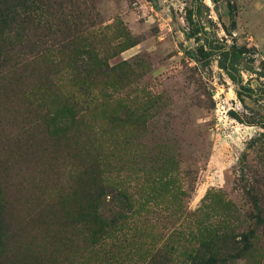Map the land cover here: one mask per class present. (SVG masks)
I'll return each mask as SVG.
<instances>
[{
    "label": "rangeland",
    "instance_id": "obj_1",
    "mask_svg": "<svg viewBox=\"0 0 264 264\" xmlns=\"http://www.w3.org/2000/svg\"><path fill=\"white\" fill-rule=\"evenodd\" d=\"M201 1L0 0V264H180L192 236L227 253L200 262L264 264V96L206 46L246 47L264 83V0ZM46 78L79 101L77 152L38 126ZM86 158L146 203L103 236L65 215Z\"/></svg>",
    "mask_w": 264,
    "mask_h": 264
},
{
    "label": "trees",
    "instance_id": "obj_2",
    "mask_svg": "<svg viewBox=\"0 0 264 264\" xmlns=\"http://www.w3.org/2000/svg\"><path fill=\"white\" fill-rule=\"evenodd\" d=\"M196 8V13H199L202 1L192 0ZM216 2L217 0H213ZM191 20V15H190ZM205 32V31H204ZM209 50H216L219 59L218 65L222 68L228 77L238 86L236 89L237 95L242 98V95H257L264 96V83L255 80L256 87L247 85L243 82L241 76L240 64L245 58L246 47H239L235 44H217L213 45L212 42L206 43ZM64 51H71L74 54V45L71 42L62 44ZM47 68L49 66H46ZM51 69L47 71V75L50 76ZM46 75V76H47ZM47 83L41 89L47 88L42 98L36 101L35 110L39 112V119L41 123L38 126L43 129L44 137L49 136L54 142L58 144L60 148H66L77 152V144L79 137L78 127L81 125L79 122L74 121L76 129L69 130L66 127L70 124V120L74 117V109L79 107V101L73 98H66L62 92H57V88L52 84L50 79H47ZM46 82V81H45ZM260 86V88H257ZM260 89L259 92H257ZM45 97L49 102L45 101ZM43 112V113H42ZM102 164L101 161H92L91 159H83V163H80V171L76 181V188L74 193L69 197L70 205L69 211L65 210L66 218L69 221L73 219L78 220V217L83 216V224L88 226L89 236H103L109 229H115L120 221L129 215L138 213V207L144 206L146 203H140L138 201V193L131 192L130 186L126 185L117 173L114 178L104 175V171L99 169ZM151 191L157 189V185L161 186L160 182H154ZM175 192H178L175 189ZM137 196V197H136ZM66 207V208H67ZM64 212V209H62ZM5 206L0 205V236L2 231L6 230L5 223ZM202 229V228H201ZM204 229L209 230L210 238L213 241L219 240L215 230L210 229L209 225ZM193 241L196 243V247L186 249L183 252V259L180 264H209L208 262H200L198 258L202 255H207L208 258L218 257L224 258L227 256L226 251L217 250L216 252H210L205 250V245L211 244V240L206 244L201 242L203 239L200 236H192ZM3 246V241L0 239V257L8 251V244ZM166 252L164 254L158 253L155 257H152L148 264H162L166 261Z\"/></svg>",
    "mask_w": 264,
    "mask_h": 264
}]
</instances>
